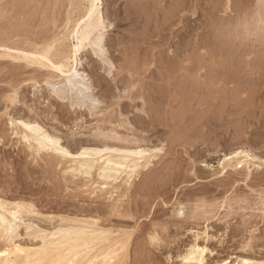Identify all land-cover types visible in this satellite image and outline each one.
<instances>
[{
	"label": "rangeland",
	"instance_id": "rangeland-1",
	"mask_svg": "<svg viewBox=\"0 0 264 264\" xmlns=\"http://www.w3.org/2000/svg\"><path fill=\"white\" fill-rule=\"evenodd\" d=\"M100 1H101L100 8H101L105 23L108 24L109 22H113L116 25L114 30L112 31L111 29L109 30V28L105 30V38L108 40L107 41L105 39V48L107 49L109 48L108 51H110V53L116 50L117 52H121V53L123 52L124 54H126L132 51L133 49H137V48L140 54H143L145 52L147 53L148 51H149L148 53H150L151 51H150V48H148V45L147 44L143 45V44L148 43V40H149L148 38H151L152 41L156 43L159 37L161 40V41L159 40L160 44H163L161 45V50L162 51L164 50L162 52V57L165 55V58L163 57L165 61L166 55L167 54L170 55L171 52H174V51H175L174 53L178 51L177 55H179L180 57L182 55L184 57L185 54L184 52H183L184 55L182 54V49L184 50V45L187 46V43H188L187 41H189L188 38H190V42H191L190 46H192V44L197 45V46H193L195 49L193 50L192 61L190 60V62L188 61L187 63V61L185 60L186 59L185 57H184L185 58L184 60L180 59L179 57L178 59L179 62L175 60L176 62L175 65L177 66L175 67V71L177 73L176 78L177 77L178 78L176 79L177 81L175 82L176 89L174 90V93H175L174 97H176V99L174 98V102L173 101L170 102V100L168 99L166 101L168 92L165 89H163L164 88L163 85L160 87L161 89L160 94L161 93L162 94L159 95L160 96L159 104L161 105H159L156 109H154V112H153L154 115H152L153 119H157L156 121H158L156 122L154 120L156 123L154 125L156 129L154 132L152 131L153 133L151 132L152 134L150 132L145 133V134L146 136L148 135V137H151L154 135L162 139H159V141L158 140L156 141L153 138L152 144H149V146L143 145V147L144 146H146L147 148L149 147V149L152 152V155L150 156V158L142 161L143 164L144 162H146L147 167L150 168L153 164L159 163L161 161L162 164L164 163L166 164V162L174 163L175 165L181 164L185 168L186 161H189L190 159V156L187 153L193 152L192 154V157H193L194 153L203 150V147L201 144L205 142L203 141V138H206L207 134H205L206 135L205 136V135H202V133H198L200 126H208L210 128H213L214 126L215 129L218 128L217 133H219V135L217 136V138L218 140L220 139L219 146L222 149H224L226 153L233 151L237 148H243L245 150L246 149L250 150V152L253 155L257 156L261 160L264 159V148H263L264 147V0H190L191 2H188L187 0H184V2L183 0H169L171 2H169L168 0H140V1L139 0H127V1L126 0H100ZM87 5H88L87 0H0V53L8 52V51L2 50L4 46L5 47L7 46V48L11 47L10 48L11 53L8 52V54H12L14 56L16 55L15 57L13 56L15 59H8V58L4 59V57L3 58L0 57V127H1L0 129L1 130L3 129L2 128L3 125L6 124L4 122L9 117L12 118L14 116L13 118L20 119L18 116L19 113L20 115L23 114V116H26L25 114H27V110L25 109V107L24 108L21 107V104L26 102L27 105H31L34 108V110L40 111L42 114L44 113L42 115L43 117H45L46 115L45 118H47V121L45 120L46 122L45 126L47 128L52 127L53 129L56 128V130L59 127L62 128L61 130L60 128L58 129L60 134H62L61 135L62 138L71 137L70 136L71 132L72 133L79 132L84 135H89V132L93 131V128L96 125L97 117L96 118L90 117L89 114H87L88 110L86 106L80 107L79 104H81V102L79 101V99H77V101L76 99H72L73 101H75L74 103L77 104V106L72 109L69 106L68 107L62 106V103L60 101L55 100L52 93L54 89H58L59 87H61V83H63L62 82L63 76H61L56 71H53L50 69L46 70V68H40L41 70L34 69V71L32 70L31 72L30 67H24L25 64L23 61L24 59L25 61L28 60L29 58L27 57L36 56L35 55L36 51L34 48H36L37 50H39V48L40 50L44 49L46 47L45 45L47 42H48L47 46L50 44L53 47H56V44H57V47L52 48L51 51L58 49L59 47H61V50L68 51L72 43V41L69 39L71 30L74 27L76 21L83 16L82 14H84L85 12L84 10L86 9L85 7H87ZM116 9L117 10L119 9V10L117 11ZM155 9H157V11L159 12L158 15L152 12ZM245 9H248V10H245ZM120 16H121V20L123 17L125 18L127 17L126 20L128 21L120 23L119 22ZM185 18L190 19L189 23L188 21L185 22ZM137 19L138 21L139 20L140 21L137 22L136 21ZM158 22H159V25H158ZM187 24L190 28V32H191L190 34H187L186 32ZM150 25L153 27H151ZM158 27L160 30H157ZM162 28L164 29V31L162 30ZM156 31L160 33H156ZM59 32H62V33H59ZM1 34L3 35L1 36ZM152 36H155V37H152ZM38 37L39 39L38 41H36ZM134 38L137 40H135ZM120 39H122V42ZM118 40H119V44H118ZM132 40L135 41L136 45L135 44L133 45L134 41L132 42ZM144 41L146 42L144 43ZM39 43L41 45H39ZM67 43L69 46L66 45ZM130 44H132L133 47ZM198 44H200L201 46H199ZM64 45L66 47L68 46L67 49L63 47ZM141 48H144L145 50ZM116 51H115V54L113 53L111 55L113 59L110 57V60L113 64V74H112L113 76L112 77H114L116 81L118 77L120 76L119 79L124 78V81L126 82V84L128 83L130 85V79H127L129 78V76L127 75L132 74L134 79L136 78L140 79V78H143L145 75H148L149 73L147 72L155 68L154 67L155 65H152V64L147 65L146 63L141 62L142 60L138 63V65L137 63L129 65L130 63V62L128 63L129 58L127 59V61L123 60L124 57L121 55V53H120L121 56L119 55V53H118L119 55L118 56ZM194 51H196L197 53H195ZM17 52L18 54H14ZM21 52H23L25 55H22ZM114 55H116L117 57ZM17 56L22 57V58H18ZM126 56L128 57V54H126ZM120 57H123V58H120ZM82 58L84 59L85 62L83 61V65L79 68V70H83V71L85 70L84 71L85 74H88L89 79L91 78L90 81L92 82V85H93V89H94L93 92L95 93V95H97L96 97L99 96L98 97L99 100L102 99V101H105L104 103H106V106L112 102V104L109 105V106L112 105V107H108L105 110L106 112H110V111L112 112L113 109L115 108L114 105L117 102H119V104H124V103H128L131 99L135 100V104L139 102L140 98L138 97V95L141 97L142 94L139 93L138 91L139 85L137 84V82H134V84H132L128 88V90H126L127 88L124 89L120 86H119V90L118 88L112 89L114 85V81H112L110 77L105 75L103 71L104 68H99L100 64L98 63L97 59L93 57L90 53L86 54ZM209 59L212 61H210ZM204 63L206 64L204 65ZM17 64L20 65L19 67L20 69H23V70H20L18 68V70L20 71L17 70V72H19L20 74L19 73L15 74L13 72L12 74L11 73L9 74V72L12 71L11 70L12 65H17ZM89 64H90V67L92 68L88 66ZM120 64L122 65L120 66ZM142 64H146V65H142ZM181 65L184 67H181ZM188 65L195 69L194 71L196 72V74L199 73L201 76H204L206 79L207 86L205 85V88L200 90L199 95L197 96L196 94H198V91H193L191 88L192 86L189 87L191 83L188 86L189 82L187 81L186 78L184 79L185 77L184 69H186L185 66H188ZM22 66L24 68H21ZM181 68H183V71ZM27 69L30 71H28ZM219 69H222V70L220 71ZM24 70L25 72L27 71L26 72L27 74H24L25 73ZM127 70H129V73ZM40 71L42 72V74L43 73L45 74L46 73L45 71H47V73L50 71V73L48 74L46 73L45 76L43 75L44 76V80H43L42 79L43 76ZM218 71L219 73H216ZM220 72L222 73L220 74ZM29 73H33V74L37 73L36 74L37 76L36 75L33 76V74L29 75ZM142 73H144V76H141ZM202 73L203 74L205 73V74L203 75ZM30 76L31 77L33 76L34 79L39 77V79L31 80ZM137 76H140V77H137ZM20 77H23V78H20ZM222 79L223 80L227 79L230 81L228 82V84H226V87H225L226 89L224 90L225 92L223 91L224 100L222 101L224 102L217 100V97H218L217 88L222 84L221 83ZM96 80L97 82L94 83ZM141 80L142 79H140V81ZM46 81L47 82L49 81V83H46ZM182 85H185L186 87V89L184 87L185 90L183 89ZM25 86H26L27 91H25L26 89L22 90L23 88H25ZM32 86H35L36 89H32L31 88ZM187 87L189 89H187ZM16 90H17V93H19L18 95L14 94ZM124 90H126V92H124ZM33 92L36 94H33ZM201 92L203 93V95ZM45 95H46V98H45ZM49 95L52 99L49 97ZM201 95L202 97H205L206 100L208 99L207 104H209V107H210L208 111H203V107L200 108L197 106L196 99L194 98H197L198 96L201 97ZM117 96L119 97V99L117 98ZM114 97L117 99H115ZM45 99H48L49 101ZM225 99H228V100H225ZM17 100L18 102H16L17 103L16 104L14 101H17ZM43 100L45 101V103ZM10 101L14 102L15 105L12 103L10 104ZM36 101H39V102H36ZM65 102L67 103V101ZM46 104L47 106H45ZM49 104L51 105L53 104L54 108L50 106ZM222 104L224 106L223 109L220 108V107H223ZM102 105L104 106V104ZM15 109L16 111H13ZM44 109L46 110V112L44 111ZM166 110L168 112L165 113ZM242 110H243V113H242ZM131 111L133 110L129 109L128 112L124 111L123 113L124 115L127 114L128 116H132L130 115L132 114ZM48 112L50 113L48 114ZM169 112L170 114H168ZM51 113L55 117H52ZM173 114L177 118L179 116V121L178 119L174 120L175 122L172 121L171 119L172 117H169V116L170 115L173 116ZM50 118H53V119L51 120ZM182 118L184 120H182ZM180 120H182L181 121L182 123L180 124H183L185 120L190 123H193V128L195 129H193V133L190 134L191 140H189L188 138L184 139L186 133L184 132V130L181 131V128L183 129L184 126H180L179 124ZM198 122H199V125L201 124L200 126L198 125ZM197 125L199 128L197 127ZM66 128L68 129L66 130ZM4 129L3 131L0 130V199L2 197L3 200L6 199V201H9V202L11 201L18 202V201L23 200V201H26V203H30L29 201H31V203L33 202L34 206H37L40 209L39 210L37 208V210H39V213H41V215L44 214L43 216L45 215L46 216H49V215L50 216L52 215L53 216L55 215L56 216H60V215L75 216L74 214L77 210L76 211H73V210L78 208L79 206L78 204H82V201H87L86 204H88L90 196H87V195L90 194L89 192L90 191L92 192L93 189L95 190L96 186L97 188L99 186L100 188L102 187L100 184L95 185V187H93L92 185H90V183H88L90 186L86 185L87 183L86 184L79 183L80 179H82V176L80 174H76L73 171L71 172L66 171L64 168L65 165H60L59 167H57L56 165H51V164H50L51 166L48 165L44 157L45 155L43 156L44 152L40 153L41 157L39 156L37 158L28 157V154L26 156L25 155L26 146L25 144H23V141L20 140V136L18 135L12 136L10 127H8L7 125L4 126ZM200 129L202 130V127ZM64 130L66 133L64 132ZM68 130L69 132H67ZM179 132H182L181 134L183 136ZM176 135L179 138L176 137ZM180 135L182 136L181 138H180ZM210 135L206 138V141L209 140L210 142H206V143L208 144L210 143L209 145H212L213 143H215L214 142L215 140L211 139L213 137L212 136L210 137ZM2 139L3 141H1ZM174 141H177V142H174ZM64 142L66 143V141L63 140V145H66ZM215 144L212 146H215ZM240 144L241 145L243 144V146H240ZM260 146L261 147L263 146L262 147L263 149ZM199 148L200 149L202 148V149L199 150ZM74 149L75 148H73L72 151L76 153L77 151H75ZM24 156L26 157L23 158ZM213 162H217V160H214ZM46 164L48 165L50 169L46 166ZM156 165H159V164H156ZM77 166L73 165L74 169ZM80 168H83V165H80V167H77V170ZM143 169L146 170L145 168ZM143 169L141 168L139 170V173L144 172ZM47 171H49L50 173H48ZM93 171L94 172L92 174L95 173V169ZM79 175L81 176V178L77 177ZM130 175L131 173H122L120 175V178L122 180H127L128 178H130L129 177ZM71 178L74 180L70 181L72 180ZM76 178H79V179H76ZM188 178L190 177H187V179ZM203 178L202 179L198 178L196 180L189 179V181L185 179L186 182L180 185H177L175 187L173 186V188L167 191L171 193V197L173 196L175 198L176 196L180 197L182 194L181 198L183 199L184 193L190 194V195L192 194L196 196L195 197L196 199H200L199 203L203 204L204 202L205 206H199V205L195 206L194 205L195 203H190V202L187 203L186 205L183 200H180V202H183L185 205L184 206L181 203V205L185 209L184 211L185 212L187 211L198 212L204 209L213 210V212L211 213L212 219L218 216L219 218L218 217L215 218V221L216 219H219L220 221L216 223L219 225L223 223L220 227V230L219 228L218 229L214 228L211 230V228H213L214 226V222H213V226L211 225L214 219L211 220L210 222L209 221L198 222L200 223L198 226L192 225V226L185 227L184 230H182L180 233H178V235H176V239L187 238V240L183 243V247L180 248V251L177 254L169 255V259H168V255L164 254L163 257L161 256V259H159L158 262L161 264H167V263L168 264H183V261H182L183 256L186 255L187 251L189 250V247H191V243L192 242L194 243V240H193L194 238L192 239L193 236L191 237L192 234L189 233V230L197 231L196 233L201 235L203 233V230L205 229L207 232H209V235L212 237V239L216 240V241H213L211 245L210 244L206 245L207 250H206V253L203 255L205 264H243V263L264 262V185L255 186V187L248 185L247 188H244L242 187L240 183L241 188H239V186L237 185L238 186L237 190H235L236 188L231 187V188L222 190L223 193L222 191H220L221 193H218L219 191H216V188H217L216 186H215V189L214 188L211 189V186L207 187V185H209L207 184L209 183V181H207L209 180V178H204V179ZM138 179H140L139 181L142 180L141 175H139ZM68 180H69V184L68 182L66 184V181ZM75 181L76 182L78 181L77 182L78 184H76ZM70 182H72L74 185ZM61 183H64V185L63 184L61 185ZM135 183L137 185L140 182H138L137 180L135 181ZM54 184L55 186H53ZM56 187L57 188L59 187L58 190L56 189ZM122 187H123L122 190H120L121 188L119 189L120 193L117 190L116 191L119 193V194L117 193V196H119L122 200H124L125 198L123 199L122 195H125V194L127 195L128 190L127 189L125 190L124 188L125 185H122ZM97 188L95 191L99 192V189ZM107 188L108 190L110 189L113 190V187L109 186ZM209 188L212 190L211 192ZM203 190H204V193L206 192L207 195H204ZM253 190L255 192H253ZM122 191H125V192L122 193ZM153 192H155V190ZM157 192H163V191L158 190ZM238 194L241 196L239 197L236 196ZM20 198H23V199H20ZM85 198L86 200H83ZM259 198L260 200H258ZM76 200L78 201L77 202L78 204L77 203L75 204ZM72 204L76 205V207L74 208ZM71 208H74V209H71ZM214 210L216 211L215 214H214ZM65 211L67 212V214L65 213ZM69 211L70 212L73 211L74 214H72V212L70 214ZM232 212H234L233 214L235 213L236 214L233 215ZM217 213L218 215H216ZM231 214L233 215L232 217H231ZM139 220H145V219L142 218ZM132 222L133 221L131 220V222L128 223V226H129V228L127 226L128 230L135 227L133 224L134 222L133 223ZM33 223H36V221L34 220ZM132 225L134 227H130ZM208 225L210 229L209 231L207 229ZM243 225H245V227ZM210 226L212 227L210 228ZM226 226H227V229L225 228ZM231 226L233 228L234 227L240 228L241 226V227H244L245 229L241 228V232H240L241 234H238V236H234L233 235L234 232ZM1 227L2 225L0 226V229ZM229 228L230 230L232 229L231 231L232 240H230L231 238L229 237L230 236ZM188 233L190 234L189 237L187 236L189 235ZM161 235L158 236V239L160 238L159 239L160 243L163 242L162 244H167L166 242H168V239H166L165 236L162 237ZM233 240H234V243H233ZM146 241H149L150 243L149 239H146ZM230 241L233 244H231ZM156 242L157 241H155L154 243L157 244ZM199 244L201 245V247L204 246L203 242H200ZM24 246H27L30 248L34 247V245H32L31 243L25 244ZM183 252L185 253L184 255H183ZM179 253L182 256H180ZM176 255L177 256L179 255V257H177ZM176 257L179 259H177ZM209 257H211V259ZM111 264H116V263L112 262Z\"/></svg>",
	"mask_w": 264,
	"mask_h": 264
},
{
	"label": "bare ground",
	"instance_id": "bare-ground-1",
	"mask_svg": "<svg viewBox=\"0 0 264 264\" xmlns=\"http://www.w3.org/2000/svg\"><path fill=\"white\" fill-rule=\"evenodd\" d=\"M187 1L191 2L190 0H187ZM100 2H101L100 0H87L88 5H87V7H85L86 9L84 10L85 11L84 14H82L83 16L82 17L80 16L81 18H79L76 21L74 27L71 30V34L69 35V39L72 41V43H71L70 49L68 51L67 50H61V47H59L60 49L58 48V49L51 51L52 48L57 47V44H56V47H53L50 44H49L50 46L49 45L47 46L48 42L46 43L44 41L46 43V45H45L46 47L44 49L40 50V48H39V50H37L36 48H34L36 51V53L34 52L36 56L27 57L29 59L26 61H25V59L23 60L24 64H25L24 67H30L31 72H32V70L34 71V69L41 70L40 68H46V70L50 69V70L56 71L61 76H63V81H62L63 83H61V87L53 90L52 94H53L55 100L60 101L62 103V106H65V107L69 106L72 109V108H75L77 106V104L74 103L75 101H73L72 99H76V101H77V99H79V101L81 102V104H79L80 107L86 106V108L88 110L87 114H89L90 117H95V118L97 117L96 125L93 128V131L90 130L91 132H89V135H84L82 133H79L78 132L79 130H78L77 131L78 133H76V132L72 133L71 132L70 133L71 137L65 138L63 136L64 138H62V136H61L62 134H60V132L58 131V129L60 127L57 130H56V128L53 129L52 127L47 128L45 126V124H46L45 120L47 121V118H45L46 115H45V117H43L42 115L44 113L42 114L40 111L34 110V108L31 105H27L26 102H24V103L22 102L23 104H21V107H23V108L25 107L28 115L24 113L26 116H23V114L20 115V113H19V115L18 114L17 115L19 116L20 119L13 118L14 117L13 116L12 118L9 117L8 119H6L5 122L4 121L3 122L6 123L5 125L10 127V130L12 132L11 133L12 136H16V135L20 136V140H22L23 144H25V146H26V152H25L26 156L28 154V157L37 158L39 156L41 157L40 153L44 152L43 156L45 155L44 157H45L46 163L48 165H50V164L56 165L57 167H59L60 165H65L64 168L66 171H70V172L73 171L76 174H80L82 176V179H80L79 183H83V184L87 183L86 185H88V186L92 185L93 187H95V185L100 184L102 187L101 188H100V186L98 188H97V186L95 187V190L97 188V189H99V192L95 191L94 189H93L94 191L92 190V192L91 191L89 192L90 194L87 195V196H90L88 204H86L87 201H82V204H78L77 203L78 201L76 200L75 204L77 203L79 206H78V208H76L73 211H76V210L77 211L75 212V214L73 211H71L72 214H74L75 216H66V215H63V216L62 215H60V216H56V215L55 216H53V215L52 216H50V215L46 216L45 215V216H43L44 214L41 215V213H39L40 209L37 206H34L33 202L31 203V201H29L30 203H26V201H23V200L22 201L17 200L18 202H16V201L15 202H12V201L9 202V201H6V199L3 200L1 197V199H0V226L2 225V227L0 229V264H111L112 262H115L116 264H161L158 262L159 259H161V256L163 257L164 254H167L168 259H169V255L177 254L180 251V248L183 247V243L187 240V238L176 239V235H178V233H180L182 230H184L185 227L192 226V225L198 226L200 224L198 222H201V221H206V222L209 221L210 222L213 219H214V221H212L211 225L213 226V222H214V226H213V228H211L212 226H210L211 230L214 228H217V229L219 228V230H220V227L223 224L222 220H221L222 221L221 225L216 223V222L220 221L219 219H216V221H215V218H217L218 216L212 219L211 213L213 212V210L204 209V210L198 211V212L187 211L188 213L184 211L185 209L181 205V203L183 205H184V203L187 205V203L190 202V203H195L194 204L195 206H198V205L199 206H205L203 201H201V202H203V204L199 203L200 199H196L195 198L196 196H194L192 194L190 195V194L184 193L183 199L181 198L182 194L180 197L176 196V198H175L173 196L171 197V193L168 192L167 190H170L171 188H173V186L175 187L177 185H180V184L186 182V180H188V181H189V179H195L196 180L198 178L202 179L203 177L209 178V180H207V181H209V183H207V184H209V185H207V187L211 186V189L212 188L215 189V186H216L217 187L216 191H219L218 193H221L220 191L231 188V187L236 188L235 190H237L238 186H239V188H241L240 183H241L242 187H244V188H247L248 185L252 186V187L264 185V159L261 160L257 156L253 155L250 152V150H247V149L245 150L243 148H237L233 151L226 153L225 150L219 146V140L220 139L218 140V138H217V136L219 135V133H217L218 128L215 129L214 126H213V128H210L208 126H200L201 124L199 125V122H198V125L200 126V128L202 127V130L197 125V127L199 128V130L197 129L198 133H202V135L207 134V137L211 134L210 137L211 136L213 137L211 139L215 140L214 142L216 143L215 144L212 142L213 143L212 145L215 144V146L209 145L210 143L209 144L206 143V142H210L209 140L206 141L207 137L203 138V141H205L201 144L203 147V150L199 151L202 149V148L201 149L199 148V150H198L199 152L194 153L193 157H192L193 152H190V153L188 152L187 154L190 156L191 160L189 159V161H186L185 168L181 164L175 165L174 163H168V162H166V164L165 163L162 164L161 161L159 163L153 164L150 168L147 167L146 162H144V164H143L142 161L147 160L152 155L151 150L149 149V147L147 148L146 146H149V144H152L153 138L156 141L157 140L159 141V139H162V138H160V137L158 138V136H154V135L151 137H148V135L146 136V134H145L148 132L151 133L152 131L154 132L156 129L154 125L156 124L155 121L157 119H153L152 115H154L153 114L154 109H156L159 105H161V104H159V98H160L159 95L162 94V93L160 94V91H161L160 87L163 85L164 88L163 87L162 88L168 92V95L166 97V101L168 99V100H170V102L171 101L174 102V98L176 99V97H174L175 96L174 90L176 89L175 82L177 81L176 79L178 77L176 78L177 73L175 71V67H177V66L175 65V63H176L175 60L178 61L180 56L177 55L178 51H176V53H174L175 52L174 51V52H171L170 55L167 54L166 59L164 61L163 57L165 58V55L162 57V52L164 50L163 51L161 50V45H163V44H160V42H159L160 38L159 37H158V41H156L154 39L156 41V43L153 42L151 38H148L149 44L145 43L146 41H144L145 44H143V45L147 44L148 48H150V51L152 52V54H151V52L148 53L149 52L148 50H147L148 51L147 53L145 52L143 54H140L138 52V50H137L138 48H137V49H133L129 53H126V54H128V57H127L126 54H124L123 52L121 53V52H117L115 50L117 52V55H118V53H119V55L121 53V55L124 58L123 57H120V58H123V60L127 61V59L129 58V61H128V63L130 62L129 65L136 64V63L138 65V63L141 60H142L141 62L146 63L147 65H151V64L155 65L154 66L155 68H153L151 71L147 72V73H149L148 75L144 76V73H142L141 76H144V77L140 78V79H142L141 81H140V79H137L136 77H135L136 79H134L132 74L127 75V76H129V78H127V79H130V85L128 83H127L128 85L126 84V82L124 81V78L119 79L120 76L118 77V79L116 81L115 78L112 77L113 76L112 75L113 74V64L110 60L111 55L113 53L115 54V51L110 53V51H108L109 48L108 49L105 48V39H106L105 38V30H107L109 28V30L111 29V31H112V30H114L116 25L113 22H109L108 24L105 23L101 8H100V6H101ZM169 2H171V1H169ZM183 2H184V0H183ZM137 6H138V4H137ZM245 10H248V9H245ZM117 11H115V12H117ZM159 11H160V9H159ZM152 12L156 15L159 14L157 9H155ZM130 15H132V14H130ZM151 15H153V14H151ZM139 18H141V17H139ZM126 19H127V17L126 18L123 17L121 20V16H120L119 22L122 23V22L128 21ZM138 19L136 20L137 22L140 21V20L138 21ZM155 19H157V18H155ZM170 21H171V19H170ZM186 21H188V23H189L190 19L185 18V22ZM160 22H162V21H160ZM158 25H159V22H158ZM151 27H153V26H151ZM170 27H171V25H170ZM160 28H161V26H160ZM157 30H160L159 27ZM162 30L164 31L163 28H162ZM186 32H187V34L191 33L188 24L186 25ZM59 33H62V32H59ZM69 33H70V31H69ZM156 33H160V32L156 31ZM2 35L3 34H1V36ZM152 37H155V36H152ZM38 39H39V37L36 39V41H38ZM44 40H46V39H44ZM120 40L122 42V39H120ZM135 40H137V39H135ZM188 40L189 41H187L188 42L187 46L184 45V50L182 49V54L184 52V54H185L184 57L186 59L182 55L180 57V59H183V60L185 59L187 61V63H188V61L190 62V60L192 61V59H193L192 54H193V50L195 49L193 46H197V45H193V44H192V46H190V43H191L190 38H188ZM133 41L134 40H132V42ZM137 42H139V41H137ZM45 43H43V44H45ZM126 43H127V41H126ZM118 44H119V40H118ZM134 44L136 45L135 41H134L133 45ZM39 45H41V44L39 43ZM66 45H68V43ZM111 45H113V44H111ZM125 45H124V47H125ZM130 45H132V44H130ZM133 45H132V47H133ZM166 45H167V43H166ZM198 45L201 46L200 44H198ZM139 46H140V44H139ZM63 47H65V49H67V47L65 45ZM10 48L11 47L7 48V46L6 47L4 46L2 48V50L10 52ZM141 49H144V48H141ZM177 49H178V47H177ZM256 51H257V49H256ZM8 52L0 53V57H2V58L4 57V59H6V58L15 59L14 57L16 55L14 56L12 54H8ZM194 52L197 53L196 51H194ZM19 53H20V51H19ZM88 53H90L93 57H95L97 59L98 63L100 64L99 68H104L103 71H104L105 75L110 77L112 79V81H114V85H113L114 88L112 87V89L118 88V90H119V86H120L124 89L127 88L126 90H128V88L132 84H134V82H137V84L139 85L138 91H139V93L142 94L141 97L138 95V97L140 98L139 102L137 104H135V100H133V99H131L128 103H124V104H119V102H117V103L115 102L116 104L114 105L115 108L113 109V111L112 112L111 111L106 112L105 110L108 107H112V105L109 106L110 104H112V102L106 106V103H104L105 101H102V99L99 100V98H98L99 96L96 97L97 95H95V93L93 92L94 89H93L92 82L90 81L91 78L89 79L88 74H85V72H84L85 70L84 71L79 70V68L83 65V61H84V59L82 57ZM14 54H18V52L14 53ZM21 54L25 55L23 52H21ZM114 56H116V55H114ZM17 57L22 58L19 56H17ZM111 58L113 59V57H111ZM212 58H214V57H212ZM210 61H212V60H210ZM210 61H209V63H210ZM227 61H229V60H227ZM206 63H204V65ZM92 64H93V62H92ZM146 64H142V65H146ZM121 65L122 64H120V66ZM185 65H187V64H185ZM88 66L90 67V64ZM92 66H94V65H92ZM19 67H20V65H18V64L12 65V69H11L12 71L9 72V74L10 73L12 74V72L15 74H18L19 72H17V70ZM24 67L22 66L21 68H24ZM96 67H97V65H96ZM181 67H184V66L181 65ZM90 68H92V67H90ZM185 68H186V69H184L185 75L183 73V75L185 76L184 79L186 78L187 81L189 82L188 86L191 83L189 87L192 86L191 88L193 91H198V94H196V96H197V95H199V91L205 88L206 79L204 76H201L199 73L196 74V72L194 71L195 69L193 67L188 65V66H185ZM181 69L183 71V68H181ZM20 70H23V69H20ZM20 70H18V71H20ZM30 70H28V71H30ZM95 70H96V68H95ZM219 70L221 71L222 69H219ZM127 71L129 73V70H127ZM24 72H25V70H24ZM26 72L24 74H27ZM40 72H38V73H40ZM45 72L47 73V71H45ZM222 72H220V74ZM48 73H50V71ZM216 73H219V71ZM31 74H33V73H29V75H31ZM36 74L34 73L33 76ZM41 74H42V72H41ZM45 74L43 73L42 76L43 75L45 76ZM134 74H136V73H134ZM18 76H20V75H18ZM33 76L32 77L30 76L31 80L39 79V77L34 79ZM44 76L42 78L43 80H44ZM137 77H140V76H137ZM20 78H23V77H20ZM200 79L203 81H201ZM227 79H228V77H227ZM227 79L226 80L222 79V81H221L222 84L218 87L219 89L217 88V92H218L217 93V96H218L217 100H220V101L224 100V96H223V94L225 92L224 90L226 89L225 88L226 84H228V82H230ZM96 82H97V80L94 83H96ZM46 83H49V81L48 82L46 81ZM102 83H104V82H102ZM182 86L184 89L185 85H182ZM31 88L36 89L35 86H32ZM177 88H178V86H177ZM25 89H26V86L22 90H25ZM185 89H186V87H185ZM187 89H189V88L187 87ZM126 90H124V92H126ZM25 91H27V89ZM31 91H33V90H31ZM214 92H216V91H214ZM37 93H38V91H37ZM14 94L18 95L19 93H17V90H16V92H14ZM31 94H32V92H31ZM33 94H36V93L33 92ZM103 94H104V92H103ZM107 94H109V93H107ZM50 95H49V97H50ZM202 95H203V93H202ZM202 95H201V97L198 96L197 98H194V99H196V103H197L198 107H200V108L203 107V111H208L210 109L209 104H207L208 99L206 100L205 97H202ZM142 96H143V98H142ZM39 98H38V100H39ZM45 98H46V95H45ZM117 98L119 99L118 96H117ZM117 98H115V99H117ZM45 100L49 101L48 99H45ZM225 100H228V99H225ZM65 101H67V103ZM71 101H73V102H71ZM14 102L16 103V102H18V100L14 101ZM14 102L10 101V104L11 103L14 104ZM36 102H39V101H36ZM222 102H224V101H222ZM42 103H41V105H42ZM44 103H45V101H44ZM161 103H163V102H161ZM47 104L45 106H47ZM102 104H104V106ZM181 104H183V103H181ZM49 105L54 108L53 104L52 105L49 104ZM168 105H169V103H168ZM222 106H223V104H222ZM220 108L223 109L224 106L220 107ZM231 108H233V107H231ZM12 109H14V108H12ZM129 109L133 110V111H131L132 114H130L132 116H128L127 114L124 115L123 112L124 111L128 112ZM175 109H176V107H175ZM134 110H135V112H134ZM13 111H16V109ZM44 111L46 112L45 109H44ZM197 111H198V109H197ZM166 112H168V111L166 110L165 113ZM49 113L50 112H48V114ZM242 113H243V110H242ZM168 114H170V112ZM210 115H211V113H210ZM48 116H50V115H48ZM52 117H55V116H53V114H52ZM169 117H172L171 119L173 122H175L174 120H177V119L179 121V116L177 118L173 114V116L170 115ZM228 117H230V116H228ZM50 119L52 120L53 118H50ZM182 120H184V119L182 118ZM182 120H180L179 124L182 123L181 122ZM166 121H168V120H166ZM156 122H158V121H156ZM170 123H171V121H170ZM176 123H177V121H176ZM1 125H2V123H1ZM5 125H3V127H2L3 129H4ZM180 126H184L183 129L180 127L181 131L184 130V132L186 133L184 139L188 138L189 140H191L190 134L193 133V129H195V128H193V123H190V122L185 120V122H183V124H180ZM49 128L51 131L49 130ZM79 128H81V127H79ZM3 129L2 130L0 129V130L3 131ZM61 129L62 128H60V130ZM67 129L68 128H66V130ZM175 129H176V127H175ZM4 131H5V129H4ZM64 132H65V130H64ZM67 132H69V130ZM177 132H178V130H177ZM179 133L181 134L182 132H179ZM198 133H197V135H198ZM177 135H176V137H178ZM181 135H180V138L183 136V135L182 136ZM216 138H217V140H216ZM184 139H183V141H184ZM63 140L66 141V143L64 142L66 145H63ZM179 140H181V139H179ZM1 141H3V139ZM174 142H177V141H174ZM143 145H146V146L143 147ZM240 146H243V144L242 145L240 144ZM73 148H75L74 150L77 151L76 153H74L72 151ZM195 155H196V157H195ZM26 156H24L23 158H25ZM214 160H217V162H213ZM47 164H46V166L48 167ZM156 164H159V165L162 164V165L159 166ZM73 165H75V166L78 165L77 167H80V165H83V168H80L77 170V167L74 169ZM141 168L142 169L145 168L146 170L143 169L144 172L139 173V170ZM94 169H95V173L92 174L94 172L93 171ZM46 170H48V169H46ZM42 171H44V170H42ZM32 172H33V170H32ZM47 172L50 173L49 171H47ZM122 173H131V175L129 176L130 178H128L127 180H122L120 178V175ZM80 175L77 177L81 178ZM139 175H141V177H142L141 181H139L140 179H138ZM187 177H190V178L187 179ZM14 179H15V177H14ZM76 179H79V178H76ZM73 180L74 179H72L70 181H73ZM137 180L140 183H138L136 185L135 181H137ZM67 182L69 184V180L66 181V184H67ZM77 182L75 181L76 184H78ZM70 183H72V182H70ZM88 183H90V185ZM12 184H13V182H12ZM62 184L64 185V183H61V185ZM72 184H70V185H72ZM122 185H125V187H124L125 190L126 189L128 190L127 195L126 194L122 195L123 199L125 198L124 200H122L119 196H117L119 189L120 188H121L120 190L123 189ZM53 186H55V184ZM109 186L113 187V190H111L110 188L109 189L111 191L108 190L107 187H109ZM58 188L56 187L57 190H58ZM105 189H107V190H105ZM211 189L209 188L210 192L212 191ZM54 190H55V188H54ZM149 190H151V191H149ZM154 190H155V192H153ZM158 190H162L163 192H157ZM204 190H203V193H204ZM123 192H125V191H122V193ZM200 192H202V191H200ZM253 192H255V191L253 190ZM222 193H223V191H222ZM204 195H207L206 192L204 193ZM236 196L239 197L241 195L238 194ZM205 197H207V196H205ZM64 198H66V197H64ZM20 199H23V198H20ZM81 199H82V197H81ZM195 199H196V201H195ZM83 200H86V198ZM180 200H183L184 203L180 202ZM201 200H203V199H201ZM258 200H260V198ZM72 206L74 208L76 207V205H73V204H72ZM37 208L39 210H37ZM74 208H71V209H74ZM71 212L69 211L70 214H71ZM65 213L67 214L66 211H65ZM215 213H216V211L214 210V214ZM233 213L234 212H232V214ZM232 214H231V217L233 215H235L236 213L233 215ZM216 215H218V213ZM142 218L145 220H139ZM234 218H235V216H234ZM34 220L36 221V223H33ZM131 220L134 222V223L133 222L132 223L134 224L135 227L132 225L130 227H134V228L128 230V228H129L128 223H130ZM138 220H139V222H138ZM245 225H243V226L245 227ZM127 226H128V228H127ZM224 226H222V227H224ZM241 226H240V228L239 227L233 228L231 226L233 229V232H234L233 233L234 236H238V234H241L240 233L241 228H244ZM225 228L227 229V226ZM207 229H208V231L210 230L209 225H208ZM232 229L230 230V228H229V230H230V236L229 237L230 238H231V234H232L231 233ZM216 231H218V230H216ZM196 232L197 231L189 230V233L192 234L191 237L193 236L192 239L194 238L193 239L194 243L192 242L193 245L191 243V247H189L188 251H187L188 248L186 249L187 253L185 256H183V259H182L183 264H205L203 255L206 253V250H207L206 245L207 244L211 245V243H213V241H216V240L212 239V237L209 235V232H207L206 229L203 230V233L201 235L196 233ZM190 234L187 236L189 237ZM159 235H161L162 237L165 236V238L168 239V242H166L167 244H162L163 242L160 243V240H159L160 238L158 239ZM146 239H149L150 243H149V241H146ZM230 240H232V238ZM155 241H157L156 242L157 244L154 243ZM200 242H203L204 246L201 247V245L199 244ZM29 243L34 245V247L30 248V247L24 246L25 244H29ZM233 243H234V240H233ZM233 243L231 242V244H233ZM184 254L185 253L183 252V255ZM180 256H182V255L180 254ZM177 257H179V255ZM209 258L211 259V257H209ZM177 259H179V258H177ZM172 263H173V261H172ZM243 264H264V262L243 263Z\"/></svg>",
	"mask_w": 264,
	"mask_h": 264
}]
</instances>
